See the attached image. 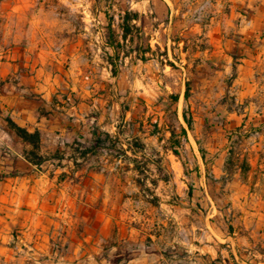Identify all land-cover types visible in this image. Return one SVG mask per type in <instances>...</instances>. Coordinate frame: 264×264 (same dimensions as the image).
<instances>
[{"label": "rangeland", "instance_id": "rangeland-1", "mask_svg": "<svg viewBox=\"0 0 264 264\" xmlns=\"http://www.w3.org/2000/svg\"><path fill=\"white\" fill-rule=\"evenodd\" d=\"M48 92L104 107V142L85 156L82 134L73 166L48 143L31 163L7 129L3 95L58 106ZM62 190L87 205L103 191L115 222L98 243L65 242L47 218L7 225L8 191L27 211ZM0 264H264V0H0Z\"/></svg>", "mask_w": 264, "mask_h": 264}, {"label": "crops", "instance_id": "crops-1", "mask_svg": "<svg viewBox=\"0 0 264 264\" xmlns=\"http://www.w3.org/2000/svg\"><path fill=\"white\" fill-rule=\"evenodd\" d=\"M53 86L54 89H57V86H60V84L54 83ZM65 86L74 89L75 84L67 82ZM42 97L49 104L53 100L57 101L55 96L50 92L43 94ZM67 98L70 99V97ZM81 98L80 100H74L67 108L64 107V109H60L58 101V106H49L45 104L49 106L48 109H45L36 99L28 98L18 93L3 95L1 99L5 107L9 108V116L18 124L26 127L30 131L39 130L41 132L42 146L48 143L51 148L55 146V148H58L60 151L66 146L68 151L65 152V158L69 162V165L73 166V163L78 161L75 157L74 148L76 139L83 141L84 137H82V134L86 133L95 136L94 130H96V128L93 124H100V115H104V113L100 111V109L103 110L104 107L101 105L99 106L95 98L91 99L86 95H82ZM95 108L99 109V113ZM7 129L11 134H15L20 140L24 141L11 127H7ZM97 131L99 132V130ZM91 153L92 152H89L84 155L87 156ZM8 194H11L13 197L15 192L8 191L4 197V200L7 202L4 206L7 208V211L10 210L4 215L8 226L12 223L16 224L19 222V220L16 219L18 214H26L29 215V217H35L37 218V223L41 225L44 224L43 222L45 218H47L49 231H57L61 228L66 233L68 232L67 234L65 233L63 237L65 242L70 240L68 235H71L70 232L74 231V237L79 235V241L73 244L77 243L79 245H84L87 242L96 244L99 242L98 238H100V236H97L98 232H103L105 226L109 228L110 224L115 222V213L107 211L97 204L98 201L103 198V191L101 190L98 192L95 191V193L89 195L90 197L88 199L91 200V202H93L92 198L97 201L95 205H87L86 203L88 201H86L85 195L81 193L71 194L62 190V193H58L59 197L56 198L55 195V201L51 203L52 205L44 207L43 204H39L40 199H42L40 195L34 193L32 194V209L27 211L21 208L22 197L20 198L16 193V198L10 200ZM62 198H69L71 204H60ZM72 203L78 204L73 205ZM82 203H84V205H82ZM13 211L18 213H13ZM33 219L34 218L31 220ZM22 223L25 225L29 224L28 222ZM87 231H93V234L87 236ZM134 260L145 261L146 258L138 257Z\"/></svg>", "mask_w": 264, "mask_h": 264}, {"label": "trees", "instance_id": "trees-1", "mask_svg": "<svg viewBox=\"0 0 264 264\" xmlns=\"http://www.w3.org/2000/svg\"><path fill=\"white\" fill-rule=\"evenodd\" d=\"M139 13H133L132 11H126L124 13V15L121 16L122 18V29H123V38L127 39L131 30V25L130 23L135 20L138 19ZM110 26H112V24L110 23ZM113 47H115L114 43H112ZM190 97V87H187V91H186V100H188ZM8 124L9 126L28 144L31 145V149L29 151H27V156L26 158L33 164H37V165H41L44 161H45V157L42 155L41 153V149H42V136H41V132L39 130L36 131H30L28 130L26 127L21 126L20 124H18L12 117L8 116L7 118ZM190 126H191V121H188ZM184 134H186V129H183ZM94 135H95V140L92 144V146L90 148H85V150L83 151L84 154H87L89 152H96L99 148V146H101V144L104 142V137L100 134L97 133V131H94ZM107 137H111L110 133H106ZM145 145H142V148H144ZM133 153L136 154V150L132 149ZM136 161H138L137 157L135 159ZM155 165L159 168L162 167V161L160 159L155 160Z\"/></svg>", "mask_w": 264, "mask_h": 264}]
</instances>
